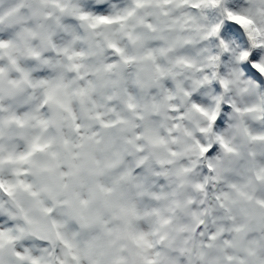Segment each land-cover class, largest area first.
<instances>
[{"label":"clouds","instance_id":"9594fccd","mask_svg":"<svg viewBox=\"0 0 264 264\" xmlns=\"http://www.w3.org/2000/svg\"><path fill=\"white\" fill-rule=\"evenodd\" d=\"M0 264H264V0H0Z\"/></svg>","mask_w":264,"mask_h":264}]
</instances>
